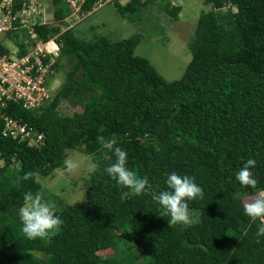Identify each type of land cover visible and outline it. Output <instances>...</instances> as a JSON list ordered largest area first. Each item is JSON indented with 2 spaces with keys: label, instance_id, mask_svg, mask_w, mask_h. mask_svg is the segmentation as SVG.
Segmentation results:
<instances>
[{
  "label": "trees",
  "instance_id": "obj_1",
  "mask_svg": "<svg viewBox=\"0 0 264 264\" xmlns=\"http://www.w3.org/2000/svg\"><path fill=\"white\" fill-rule=\"evenodd\" d=\"M96 1L80 5L79 22L95 12ZM45 2L52 21L34 30L42 41L58 34L49 81L62 73L61 81L37 108L8 100L1 109L42 138L30 145L4 136L0 118V264H264V238L255 235L264 221L243 212L246 199L264 195V0H204L211 8L197 19L188 42L191 59L171 81L135 54L140 35L82 38L69 26L76 19L69 2L51 0L50 12ZM145 2L112 4L121 15ZM162 9L176 17L180 7L165 2ZM7 36L19 56L26 53L16 31ZM63 102L71 113L61 111ZM116 146L158 190L171 171L195 177L204 198L189 201V209H199V220L169 225L150 194L136 196L110 179L104 169L114 162ZM68 149L99 164L78 203L64 202L58 188L41 184L67 167ZM248 158L257 160L255 187L235 179ZM26 172L39 178L24 179ZM29 191L46 193L42 198L64 222L58 233L25 237L18 210Z\"/></svg>",
  "mask_w": 264,
  "mask_h": 264
},
{
  "label": "rangeland",
  "instance_id": "obj_2",
  "mask_svg": "<svg viewBox=\"0 0 264 264\" xmlns=\"http://www.w3.org/2000/svg\"><path fill=\"white\" fill-rule=\"evenodd\" d=\"M46 1L50 12L51 0ZM165 2L180 7L176 17L162 9ZM210 8L211 5L204 0H146L136 11L120 15L112 3H105L80 22L75 19L71 24L75 25L78 35L85 39L92 38L95 34L106 35L112 40L128 38L133 34L140 35L135 54L147 58L161 76L171 81L179 79L187 67L191 59L188 42L194 35L199 15ZM49 15L48 19L52 21L51 14L47 13ZM69 18L73 19L72 16ZM5 45L12 50L8 40ZM59 76L54 79V89L60 84ZM60 108L62 112H72L67 103L63 102ZM70 152L81 153L76 149H68L67 156ZM89 174L86 163H82L76 170L68 167L55 170L52 176L42 178L41 184L49 191L58 188L57 195L64 202L78 203L86 199ZM40 195L43 197L46 193ZM245 202L250 201L246 199ZM190 214L193 222L199 220V209H190ZM101 253L107 254L109 250Z\"/></svg>",
  "mask_w": 264,
  "mask_h": 264
},
{
  "label": "clouds",
  "instance_id": "obj_3",
  "mask_svg": "<svg viewBox=\"0 0 264 264\" xmlns=\"http://www.w3.org/2000/svg\"><path fill=\"white\" fill-rule=\"evenodd\" d=\"M115 144V141H113ZM114 162L104 171L110 179L136 196L150 194L153 201L159 205L160 217H168L169 225H190L193 221L189 209V201L204 198L203 188L196 183L195 177L171 171L166 174L164 189L158 190L149 179L141 177L128 166V153L119 146L114 147ZM82 163H86L89 172L99 169V164L91 157H86L79 152H70L65 160L69 169L76 170ZM257 165L255 158H248L235 173V179L242 185L255 187L258 183L253 169ZM36 176L38 173L26 172L24 179ZM243 212L251 220L264 221V195L257 196L243 206ZM22 232L29 240L46 239L58 233L63 225L62 218L55 214L53 205L44 200L41 195L32 192L24 194L23 205L18 210ZM257 239L264 238V223L256 233Z\"/></svg>",
  "mask_w": 264,
  "mask_h": 264
},
{
  "label": "built area",
  "instance_id": "obj_4",
  "mask_svg": "<svg viewBox=\"0 0 264 264\" xmlns=\"http://www.w3.org/2000/svg\"><path fill=\"white\" fill-rule=\"evenodd\" d=\"M66 1L74 8L75 18L79 21L77 11L85 0ZM115 1L123 3L128 0H97L93 10ZM13 4L14 0H0V40L4 38L0 46L4 45L5 49H9L7 52L0 50V118L4 121L2 134L19 141L27 140L30 145H37L42 138L41 134L35 133L27 122L20 121L1 109L8 100L19 102L25 109H34L52 96L54 80L49 79L59 48L58 34L42 41L34 30L36 24L49 21L45 0H23L21 6L16 9ZM72 25L70 23L69 26ZM66 28L62 25V30ZM10 31H16L20 40L26 44L27 51L23 55H18L20 48L14 39L7 36ZM5 40L10 42L12 50L5 45Z\"/></svg>",
  "mask_w": 264,
  "mask_h": 264
}]
</instances>
